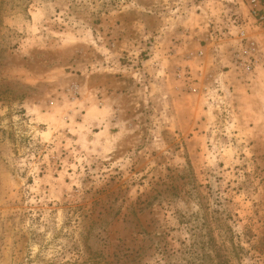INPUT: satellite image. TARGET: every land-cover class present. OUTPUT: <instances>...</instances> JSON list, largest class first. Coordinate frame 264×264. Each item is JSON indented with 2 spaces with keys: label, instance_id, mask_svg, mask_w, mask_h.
I'll list each match as a JSON object with an SVG mask.
<instances>
[{
  "label": "rangeland",
  "instance_id": "rangeland-1",
  "mask_svg": "<svg viewBox=\"0 0 264 264\" xmlns=\"http://www.w3.org/2000/svg\"><path fill=\"white\" fill-rule=\"evenodd\" d=\"M248 1L0 0V264H192L228 228L264 264Z\"/></svg>",
  "mask_w": 264,
  "mask_h": 264
},
{
  "label": "built area",
  "instance_id": "built-area-1",
  "mask_svg": "<svg viewBox=\"0 0 264 264\" xmlns=\"http://www.w3.org/2000/svg\"><path fill=\"white\" fill-rule=\"evenodd\" d=\"M236 22L241 45L233 51L235 65L242 67L248 74L264 70V56L259 54V42L249 37L248 33L251 26L264 29V0H249L248 15L237 18Z\"/></svg>",
  "mask_w": 264,
  "mask_h": 264
},
{
  "label": "trees",
  "instance_id": "trees-1",
  "mask_svg": "<svg viewBox=\"0 0 264 264\" xmlns=\"http://www.w3.org/2000/svg\"><path fill=\"white\" fill-rule=\"evenodd\" d=\"M213 225L211 230L213 234L218 230L223 229V224H221L220 219L213 218ZM212 225L209 224V228ZM229 236L224 238L221 242L218 241L217 236H212L210 241L203 243L199 241L201 245L199 252L192 255V264H233L235 259L241 260L243 251L245 248L239 242H236L233 230L228 228ZM220 236H223L220 234ZM208 245V248L206 247ZM207 248V249H206ZM195 260V261H193Z\"/></svg>",
  "mask_w": 264,
  "mask_h": 264
}]
</instances>
